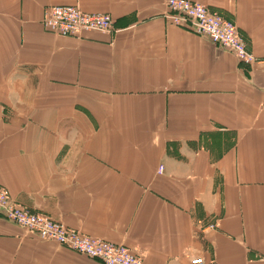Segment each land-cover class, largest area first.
Here are the masks:
<instances>
[{"label": "crops", "instance_id": "obj_1", "mask_svg": "<svg viewBox=\"0 0 264 264\" xmlns=\"http://www.w3.org/2000/svg\"><path fill=\"white\" fill-rule=\"evenodd\" d=\"M188 1L260 62L169 24L165 0H0V185L142 264H264V0ZM72 5L112 32L42 28L44 8ZM22 232L0 215V264L51 245L34 264H101Z\"/></svg>", "mask_w": 264, "mask_h": 264}, {"label": "built area", "instance_id": "obj_2", "mask_svg": "<svg viewBox=\"0 0 264 264\" xmlns=\"http://www.w3.org/2000/svg\"><path fill=\"white\" fill-rule=\"evenodd\" d=\"M164 19L196 36L207 38L212 44L230 52L243 66L260 62L245 47L235 25L197 2L188 0H165ZM42 28L55 36L79 38L83 33L110 34L113 21L107 14H88L79 5L48 6L41 18ZM264 64V60L262 62ZM162 172L159 168L158 174ZM0 212L15 226L36 235L40 239L57 244L103 264H142L141 255L121 244L98 238H89L76 230L57 224L40 214H34L11 200L0 185ZM214 230V224L207 226ZM190 264H204L200 257L192 258Z\"/></svg>", "mask_w": 264, "mask_h": 264}, {"label": "rangeland", "instance_id": "obj_3", "mask_svg": "<svg viewBox=\"0 0 264 264\" xmlns=\"http://www.w3.org/2000/svg\"><path fill=\"white\" fill-rule=\"evenodd\" d=\"M73 6V5H72ZM160 167H162V166H159L158 167V169H157V173H158V170H159V168ZM32 213H34V214H40V215H43V216H45L46 218H49V219H51L52 221H55V222H57V224H61L62 226H64V227H67V226H65L64 224H62L61 222H59V221H57V220H54V219H52V218H50L49 216H47V215H44V214H42V213H38V212H32ZM0 215L1 216H3V219L4 220H6V221H8L9 223H11L9 220H7L5 217H4V215L0 212ZM11 224H13V223H11ZM67 228H69V227H67ZM70 229H72V228H70ZM73 230H76V229H73ZM22 231H24V232H26V233H24V232H22V233H24V236L25 235H27V234H32V233H30V232H27V231H25V230H23L22 229ZM77 232H79V233H82L80 230H76ZM83 235H85V236H87V237H89V238H95V237H90V236H88V235H86V234H84V233H82ZM34 235V234H33ZM25 238V237H24ZM98 239H102V240H105V239H103V238H98ZM43 241H44V243H46V246L49 244V242H50V240H44L43 239ZM105 241H107V240H105ZM51 242H54V241H51ZM58 247H62L61 245H59V244H57L56 242H54ZM115 244H117V243H115ZM124 246V245H123ZM62 249H65V248H63L62 247ZM67 251V250H66ZM69 251V250H68ZM29 251H28V254H27V257L29 256ZM55 254H56V250L52 247V245L51 246H48V247H44V252H43V254L41 255V256H36V257H28L27 258V264H34V262H35V259L36 258H47V259H54L55 258ZM85 257V256H84ZM20 259H24L25 260V256H24V254H22L21 255V257H20ZM90 259V258H89ZM101 264H103L102 262H101Z\"/></svg>", "mask_w": 264, "mask_h": 264}]
</instances>
